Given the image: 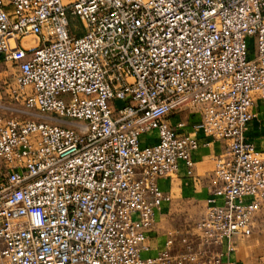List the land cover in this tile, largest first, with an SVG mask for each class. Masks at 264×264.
I'll list each match as a JSON object with an SVG mask.
<instances>
[{"label":"built area","instance_id":"2783aa9c","mask_svg":"<svg viewBox=\"0 0 264 264\" xmlns=\"http://www.w3.org/2000/svg\"><path fill=\"white\" fill-rule=\"evenodd\" d=\"M0 61L28 117L0 113V264H228L264 208L246 139L264 116V0H0ZM216 141L201 215L147 255L161 183L193 178Z\"/></svg>","mask_w":264,"mask_h":264},{"label":"rangeland","instance_id":"374dc122","mask_svg":"<svg viewBox=\"0 0 264 264\" xmlns=\"http://www.w3.org/2000/svg\"><path fill=\"white\" fill-rule=\"evenodd\" d=\"M70 24L75 32H79L80 25L76 19L71 20ZM32 42L33 46L37 45L36 39H32ZM15 73L16 69L12 63L0 61V113L7 117L25 120L28 117L24 108L21 104L10 99L8 94L9 89L15 83ZM190 113H195L193 108L182 112L180 115L183 118H189ZM263 121L264 117L261 119L258 117L254 122L262 123ZM216 143L220 145V150L218 152L213 149L207 150L204 164L198 166L199 170L196 171L193 178H189V181L185 182H173L172 202L166 208V214L162 216L159 222L160 234L165 235L168 230L174 228L192 226L201 215L204 194L213 186V160L215 157L221 156L226 147L224 141H216L214 145Z\"/></svg>","mask_w":264,"mask_h":264},{"label":"crops","instance_id":"0c3cea01","mask_svg":"<svg viewBox=\"0 0 264 264\" xmlns=\"http://www.w3.org/2000/svg\"><path fill=\"white\" fill-rule=\"evenodd\" d=\"M193 117V118H191ZM264 116L260 115L259 118ZM181 120H186L188 123L196 120L195 116L189 114V118H183L181 115H177L171 118L173 124L178 123ZM255 121V120H254ZM250 123L246 139L254 145L257 150H264V121L261 123L256 122ZM258 122V121H257ZM143 137L141 139L142 145L149 144ZM211 143L208 147H201L195 154V168L194 175L196 171L199 170V165H203L206 159L207 150H220V145L216 143ZM199 166V167H198ZM189 178H185L183 173H180L176 178L171 180H166L161 183V188L172 194V187L174 181L185 182L189 181ZM191 185V183H190ZM208 191L205 192L203 197V206L205 199L207 197ZM173 197V196H172ZM165 205L163 209L156 216V225L146 241V246L148 247L147 255H155L158 251L163 248V243L165 239L164 234H160L159 222L163 215L166 214V208L169 206ZM233 244L235 246V251L227 259L228 264H264V208L261 209L253 218L252 233L249 236L234 239Z\"/></svg>","mask_w":264,"mask_h":264}]
</instances>
